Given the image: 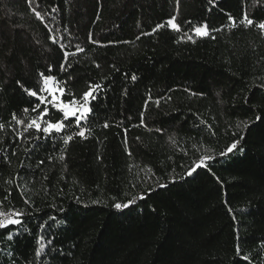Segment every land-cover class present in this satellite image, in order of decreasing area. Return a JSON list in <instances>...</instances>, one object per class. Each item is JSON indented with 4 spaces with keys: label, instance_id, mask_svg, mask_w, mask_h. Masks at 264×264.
Wrapping results in <instances>:
<instances>
[{
    "label": "trees",
    "instance_id": "16d2710c",
    "mask_svg": "<svg viewBox=\"0 0 264 264\" xmlns=\"http://www.w3.org/2000/svg\"><path fill=\"white\" fill-rule=\"evenodd\" d=\"M261 23L264 0H0V202L25 213L0 264H264ZM41 72L77 98L103 86L86 139L74 118L48 137L12 120L43 111Z\"/></svg>",
    "mask_w": 264,
    "mask_h": 264
},
{
    "label": "snow or ice",
    "instance_id": "6c2138e0",
    "mask_svg": "<svg viewBox=\"0 0 264 264\" xmlns=\"http://www.w3.org/2000/svg\"><path fill=\"white\" fill-rule=\"evenodd\" d=\"M29 5H31L32 0H28ZM210 3L213 2V0H209ZM177 3H179V0H177ZM34 11V15L37 19H40L43 21V17L41 16L40 12ZM245 19L247 17L245 16ZM176 17L173 16L168 19L167 25L170 26L173 30L179 31V25L175 23ZM229 21H233V17L229 15ZM254 22L251 19H247V25H252ZM260 29H264V23H261L258 25ZM163 27V25L157 24L156 27L153 29V31H157ZM194 34L197 37H205L209 35V25L207 22H205L203 25H197L193 27ZM187 36V39L192 40V35L185 34ZM91 38V37H90ZM139 38V37H138ZM193 42H195L193 40ZM77 51H83L82 48H80L79 45L76 46ZM71 55H75V53H67L65 52V60ZM70 66V65H69ZM99 67V65H97ZM61 69H64V64L61 65ZM51 71V66H49V72ZM39 76L42 78V86L39 88V94L35 90L31 89H25V91L28 93L31 97H36L40 103H37L33 108L32 111L36 112L38 109H40L41 105H44L43 111L39 113L38 116L35 118L30 119L26 124L25 121L18 118L15 113L12 115V120L15 121L17 125H24V132L27 133L30 129H34L37 133H42L43 136L48 137L51 136L53 133H60L63 132L66 128L70 127V123H67L74 118L75 125L77 128H79V132L75 133L74 135H79L81 138H87L86 132L90 134V129H86L81 126L82 121L88 120L89 116L91 115L93 108H92V102L97 99V93L102 90V85L99 83L95 84H89L88 90L84 91L82 96L77 98V96L74 93H69L64 85L65 82H62L58 80V78L54 74H48L45 75V73L41 72L39 73ZM135 79V77H133ZM19 83V82H18ZM51 97V99H48V97ZM65 96H71L70 99H64ZM151 97H149V100ZM148 101H146V104ZM160 100L158 99L156 101L157 106L159 105ZM51 104L53 108H55L58 112L62 114V119L56 122H52L51 120H46L45 117L49 116V108L48 105ZM24 113L27 114L29 112L28 108H25ZM257 119H260V117H257ZM141 124H144V113H141ZM108 123L105 122L104 127H108ZM247 126V125H245ZM5 127L4 124H0V129H3ZM156 131H162L161 129H157ZM22 133L17 132V136H21ZM39 138V137H37ZM73 139V135H67L64 138V143L67 144ZM125 143L127 141L125 140ZM238 148V141L233 142L231 145L227 146L225 151H222L219 153L220 156H227L230 153H233ZM60 159H64L63 156L60 157ZM211 159V157H203L201 158L200 164L197 165V168L202 167L205 165V162L207 160ZM42 164L43 161H40ZM192 171H195V169L190 170L187 174L191 175ZM161 187H165V185H161ZM141 199L143 196L140 197ZM27 203V201H25ZM132 200H128L126 203H115L114 207L116 209H122L129 207L130 204H132ZM3 208V202H0V229H7L9 225H22L23 220L22 217L25 215L24 211L22 209H15V210H2ZM63 211V209H61ZM49 219L56 220L55 216L49 217ZM57 223H60L59 220H56ZM41 228L44 227L43 224L40 225ZM24 231H28L27 228L24 229ZM7 240L11 241L13 239V236L11 233H8ZM44 237L41 236L37 240L38 247L35 250V256L37 258H40L42 253H44L45 250V244L41 241H43ZM51 244L52 242L49 241ZM245 259H248V257H245Z\"/></svg>",
    "mask_w": 264,
    "mask_h": 264
},
{
    "label": "rangeland",
    "instance_id": "374dc122",
    "mask_svg": "<svg viewBox=\"0 0 264 264\" xmlns=\"http://www.w3.org/2000/svg\"><path fill=\"white\" fill-rule=\"evenodd\" d=\"M48 99H51V97L49 96ZM51 105V104H50Z\"/></svg>",
    "mask_w": 264,
    "mask_h": 264
}]
</instances>
